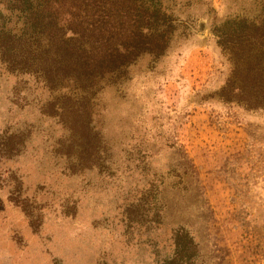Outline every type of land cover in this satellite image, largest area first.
I'll return each mask as SVG.
<instances>
[{
	"label": "rangeland",
	"instance_id": "1",
	"mask_svg": "<svg viewBox=\"0 0 264 264\" xmlns=\"http://www.w3.org/2000/svg\"><path fill=\"white\" fill-rule=\"evenodd\" d=\"M157 1L165 53L83 105L0 51V264H264V99L234 47L264 0Z\"/></svg>",
	"mask_w": 264,
	"mask_h": 264
},
{
	"label": "trees",
	"instance_id": "2",
	"mask_svg": "<svg viewBox=\"0 0 264 264\" xmlns=\"http://www.w3.org/2000/svg\"><path fill=\"white\" fill-rule=\"evenodd\" d=\"M8 6L20 23L16 34L0 27L1 55L35 62L45 88L67 89L62 97L77 106L123 78L141 56H162L175 30L157 0H9ZM249 27L234 47L245 57L243 89L254 106L264 99V24Z\"/></svg>",
	"mask_w": 264,
	"mask_h": 264
}]
</instances>
